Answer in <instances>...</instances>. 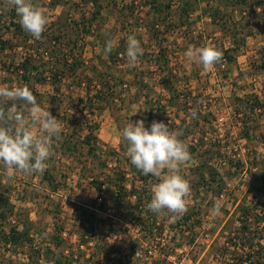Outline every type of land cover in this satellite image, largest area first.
I'll return each mask as SVG.
<instances>
[{
	"label": "rangeland",
	"instance_id": "obj_1",
	"mask_svg": "<svg viewBox=\"0 0 264 264\" xmlns=\"http://www.w3.org/2000/svg\"><path fill=\"white\" fill-rule=\"evenodd\" d=\"M34 3L48 20L39 40L16 29L14 9L0 12V86L27 84L62 132L53 138L55 155L43 174L9 179L0 166V264H227L230 256L218 253L237 229L238 206L264 210L258 188L264 185V0ZM129 35L143 48L135 67L126 57ZM108 39L115 64L103 100L90 102L86 90L94 95L110 62ZM204 45L229 47L235 58L205 72L184 55ZM25 55L31 59L26 72L20 67ZM73 59L79 62L74 71ZM249 93L260 99L253 109ZM242 113L251 127L246 137L236 118ZM139 119L146 127L163 121L188 146L186 223L182 215L173 219L147 208L158 179L132 165L120 135ZM199 156L210 157L218 173L214 185L205 173L196 191ZM259 222L250 224L256 237L264 235ZM12 227L23 234L17 242L7 241ZM78 239L85 249L77 248Z\"/></svg>",
	"mask_w": 264,
	"mask_h": 264
},
{
	"label": "clouds",
	"instance_id": "obj_2",
	"mask_svg": "<svg viewBox=\"0 0 264 264\" xmlns=\"http://www.w3.org/2000/svg\"><path fill=\"white\" fill-rule=\"evenodd\" d=\"M10 9L15 10L23 30L39 40L48 24L40 6L34 0H0V12ZM114 46V41L108 39L105 55L111 53ZM142 55L140 41L129 35L126 47L129 67H135ZM184 55L201 64L205 72L222 60V53L211 45L189 47ZM9 101L13 103L7 106ZM15 101H21L22 106L18 107ZM190 115L196 117V110L191 109ZM61 132L57 117L41 106L27 84L0 86V166L6 177L11 179L18 172L29 176L43 174L46 162L55 155L53 138L59 140ZM181 134L163 121L153 120L150 127H146L143 119L127 123L120 131L132 165L144 176L158 179L151 186L147 208L156 214L172 213L173 219L187 211V197L191 194L190 183L182 175V166L191 157L188 146L179 138ZM220 208L217 202L214 205L216 214Z\"/></svg>",
	"mask_w": 264,
	"mask_h": 264
},
{
	"label": "trees",
	"instance_id": "obj_3",
	"mask_svg": "<svg viewBox=\"0 0 264 264\" xmlns=\"http://www.w3.org/2000/svg\"><path fill=\"white\" fill-rule=\"evenodd\" d=\"M184 10H186V8H184ZM13 25L16 26V29L21 30L22 26L19 24L18 21H11ZM4 42V41H3ZM217 50H219L222 53V59L225 60V62H230L232 63L234 60V55L230 52V48L229 47H225L224 49H220L215 47ZM109 57V64L107 65V69L105 71L102 72V77L99 79V85L98 88H95L94 91V95L92 96V93L89 89L86 90V95L89 98L90 102H94L92 101V98H100V100H103V96H100L102 94V90H106L105 89V85H109L108 80L106 79V74H110L109 72L111 71V68L113 67V63L115 64V59H114V55L113 53H109L108 54ZM61 60H63L62 62H64V64H66L65 62L67 57H60ZM30 60L29 56L25 55L22 59V61L20 62V67L22 68V70L24 72H26L29 69V64H30ZM159 60V59H158ZM79 62L76 61V59H73L70 61V67L72 69V71H74ZM68 64V63H67ZM219 64V63H217ZM162 84L166 85L168 82V79H162ZM246 94V93H245ZM243 94L242 95H238L237 98L238 100H240V102L238 101V103L236 104V114H238L239 112L237 111V109L240 107V104H244L243 102V97H245L246 95ZM251 93H249L250 95ZM251 98L254 101H251L249 104L250 108L253 109L255 105H259L260 103V99L257 95L251 94ZM240 96V97H239ZM102 98V99H101ZM172 98V97H171ZM170 98V99H171ZM174 98V97H173ZM106 100V99H105ZM181 100V99H179ZM171 101V100H170ZM185 101V98L184 100ZM242 101V102H241ZM247 105L248 103L245 102ZM238 112V113H237ZM236 118H240V122L241 123V127H240V136L242 137H246L249 133V131L251 130V127H249L247 125V114L245 113L243 115V113L241 115H238V117ZM199 161L197 162V171H196V184L194 185V188L196 189V191H198L197 189H199V187L202 186V182L206 181V177H205V173H208V181L209 184L214 185L215 182H217L216 177H215V172L216 168H214L215 164H213L212 162H210V157L208 158L207 156H199ZM195 172V171H194ZM218 173V172H217ZM215 185H218L217 183ZM259 190L261 191V193L264 195V185H260ZM256 205V204H255ZM238 215H237V220H238V225H237V229L236 231L229 235L228 238L226 239V242L228 244L224 245L220 251L221 257L224 259L227 255L230 256L231 259L228 258V263L227 264H242V259L243 258H248L251 254L253 255H261L260 253H262L264 251V243L263 244H259L258 248L254 249V245H255V233H252V229L250 230V224L253 223H260L259 221L264 222V210H260L257 209V206H248L246 204H240L238 206ZM186 213V212H185ZM183 214L182 215V219L181 221L186 223L189 220V215L188 214ZM8 239L7 241L9 242H17L19 240L20 237H18L17 235H23L22 233H20L19 231H17L14 227L10 228L8 231ZM258 236H264V235H258ZM237 238V239H236ZM230 242V243H229ZM135 243L134 242H130V247L132 249L135 248ZM243 246H247L248 248L246 249ZM251 248V249H249ZM229 251V252H227ZM130 264V263H127Z\"/></svg>",
	"mask_w": 264,
	"mask_h": 264
},
{
	"label": "built area",
	"instance_id": "obj_4",
	"mask_svg": "<svg viewBox=\"0 0 264 264\" xmlns=\"http://www.w3.org/2000/svg\"><path fill=\"white\" fill-rule=\"evenodd\" d=\"M189 14L191 15V13H189ZM225 65H226V62L224 59H222L219 62L218 67H225ZM218 119L222 120V119H224V116L220 115V116H218ZM133 196L135 197V194H133ZM131 221L136 222L134 217L130 218V222ZM254 240H255V245L253 247L255 249V248L259 247L258 243H260V244L264 243V236L255 237ZM76 244H77V248H79L80 250L85 249V244L83 241H79V239H78ZM243 247H245L246 249L248 248L247 246H243ZM249 249H251V248H249ZM260 254L261 255H259V256H258V254L256 256L251 254L248 258H243L241 262H242V264H264V251ZM229 259H231V258H229Z\"/></svg>",
	"mask_w": 264,
	"mask_h": 264
}]
</instances>
